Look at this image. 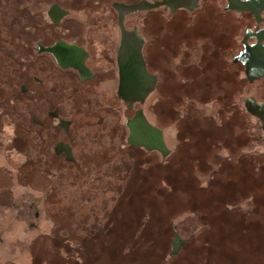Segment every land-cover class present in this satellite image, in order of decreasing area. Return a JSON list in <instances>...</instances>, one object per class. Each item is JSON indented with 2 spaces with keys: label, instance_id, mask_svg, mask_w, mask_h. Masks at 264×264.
I'll return each mask as SVG.
<instances>
[{
  "label": "rangeland",
  "instance_id": "374dc122",
  "mask_svg": "<svg viewBox=\"0 0 264 264\" xmlns=\"http://www.w3.org/2000/svg\"><path fill=\"white\" fill-rule=\"evenodd\" d=\"M109 1L0 0V264H264L258 168L244 172L250 182L242 196L226 182L238 166L219 165L215 186L212 151L197 147V103L180 98L172 82L166 93L161 53L157 92L138 108L162 129L167 156L127 144L125 120L133 113L124 105L86 108L83 100L58 98L72 120L74 162L53 153L60 130L32 121L49 99V84L39 90L33 82L36 42L49 44L73 25L70 18L52 27L46 10L61 4L79 21L87 17L79 25L93 27L113 14ZM257 122L249 118L248 157L259 159L264 130ZM232 127L235 137L245 131L241 119ZM176 234L184 243L169 256Z\"/></svg>",
  "mask_w": 264,
  "mask_h": 264
},
{
  "label": "flooded vegetation",
  "instance_id": "af4514ba",
  "mask_svg": "<svg viewBox=\"0 0 264 264\" xmlns=\"http://www.w3.org/2000/svg\"><path fill=\"white\" fill-rule=\"evenodd\" d=\"M53 5L66 12L57 23L48 15ZM108 6L113 14L100 18L93 27L79 25L80 19L72 17L71 11L61 4L52 3L46 10L52 27H59L70 18L73 24L49 44L41 39L36 42L37 74L33 82L39 90L49 84L43 92L49 95V102L47 97L46 103L42 101L40 119L33 116L32 121L38 126L50 123L64 134V139L54 144L53 153L74 162L69 142L72 120L62 114L57 103L66 94L83 100L86 108L106 102L113 104L107 108L112 106L118 111L124 105L133 113L125 120L128 137V121L142 133L143 123L151 149L128 141L127 144L167 156L169 149L162 129L138 108L152 102L157 92L160 79L155 72V58L161 53L166 93L175 84L180 98L188 104L197 103L192 107L197 147L200 154L204 147L212 151L210 164L215 166V186L220 182L219 165L230 168V172L238 166L242 170L236 168L233 177L237 180L228 176L226 182L242 196L248 192L250 182L244 172L255 166L260 173L257 194L264 195V157H248L247 130L250 117L264 130V67L255 62L256 54L260 60L264 53V0H111ZM86 18L79 22H86ZM154 44H161V49L156 46L155 51ZM50 47L55 49L46 50ZM21 91L28 89L22 85ZM163 103L168 100L163 99ZM235 119H241L245 129L236 137L232 132ZM151 128L160 132L165 154L152 147ZM257 138L262 143L259 153L264 156L263 133ZM67 148L71 161L66 159Z\"/></svg>",
  "mask_w": 264,
  "mask_h": 264
},
{
  "label": "water",
  "instance_id": "95a60500",
  "mask_svg": "<svg viewBox=\"0 0 264 264\" xmlns=\"http://www.w3.org/2000/svg\"><path fill=\"white\" fill-rule=\"evenodd\" d=\"M65 13L66 12L64 10H62L60 7H58L57 5L51 6L49 11H48V15L51 17V19H52V21H54V23H57L56 20L59 17H61L62 15H64ZM54 49H55V47L46 48V50H48V51H53ZM262 54L264 55V53H262ZM256 55H257V59L255 60V62H258L260 64L263 63V65L261 64V66L264 67V56L260 54V60H259V55L258 54H256ZM142 125H143L142 127H144V129H143L144 133H142L140 129H134L132 127L131 121L127 122V127L129 128V131H130V134H129L127 141L129 144L144 146L147 149H151V147L149 146L150 144L147 143V140H146L147 135H146L145 131H146L147 127L143 123H142ZM150 130L154 135V141H153L154 145L152 147L155 149H159L163 154H165L166 150L164 149V145H163V142L161 139L160 132L158 130L152 129V128ZM66 154H67V156H66L67 160H70V161L73 160L71 152L69 151L68 148L66 149ZM183 243H184V240L179 235L176 234L173 238L172 243H171V251H170L169 256L176 255Z\"/></svg>",
  "mask_w": 264,
  "mask_h": 264
}]
</instances>
